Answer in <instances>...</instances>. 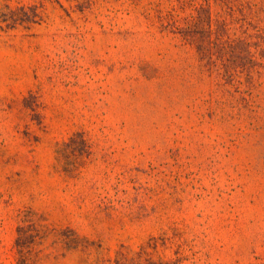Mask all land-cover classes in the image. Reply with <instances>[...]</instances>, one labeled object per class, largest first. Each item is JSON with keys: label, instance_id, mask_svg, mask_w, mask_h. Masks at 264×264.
I'll list each match as a JSON object with an SVG mask.
<instances>
[{"label": "rangeland", "instance_id": "rangeland-1", "mask_svg": "<svg viewBox=\"0 0 264 264\" xmlns=\"http://www.w3.org/2000/svg\"><path fill=\"white\" fill-rule=\"evenodd\" d=\"M0 0V264H264V0Z\"/></svg>", "mask_w": 264, "mask_h": 264}, {"label": "trees", "instance_id": "trees-1", "mask_svg": "<svg viewBox=\"0 0 264 264\" xmlns=\"http://www.w3.org/2000/svg\"><path fill=\"white\" fill-rule=\"evenodd\" d=\"M76 2L77 8L80 10H84L85 8H88L89 5L91 4V0H70Z\"/></svg>", "mask_w": 264, "mask_h": 264}]
</instances>
